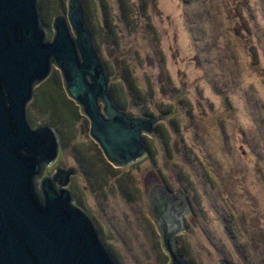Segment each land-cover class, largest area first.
I'll return each mask as SVG.
<instances>
[{"label": "rangeland", "instance_id": "1", "mask_svg": "<svg viewBox=\"0 0 264 264\" xmlns=\"http://www.w3.org/2000/svg\"><path fill=\"white\" fill-rule=\"evenodd\" d=\"M78 1L115 105L161 120L142 159L114 168L79 108L57 107L58 90L66 95L54 67L26 107L31 127L57 137L44 175L78 168L67 190L116 264L168 263L145 200L153 180L187 201L176 236L185 264H264V0ZM39 8L51 39L66 1Z\"/></svg>", "mask_w": 264, "mask_h": 264}, {"label": "water", "instance_id": "2", "mask_svg": "<svg viewBox=\"0 0 264 264\" xmlns=\"http://www.w3.org/2000/svg\"><path fill=\"white\" fill-rule=\"evenodd\" d=\"M65 1L48 39L39 0H0V264H116L67 190L78 168L44 175L57 158V137L49 126L31 127L26 107L34 88L53 79L50 70L59 71L88 136L114 168L142 159L143 136L156 133L161 120L115 105L79 1ZM145 200L167 264H185L176 241L190 215L183 192L146 181Z\"/></svg>", "mask_w": 264, "mask_h": 264}, {"label": "trees", "instance_id": "3", "mask_svg": "<svg viewBox=\"0 0 264 264\" xmlns=\"http://www.w3.org/2000/svg\"><path fill=\"white\" fill-rule=\"evenodd\" d=\"M110 77L113 78V76L110 74ZM110 80V79H109ZM48 87H52L51 83H46L45 85H43L41 87V89H39L37 92H36V100L38 101V104L39 102H41V98L44 96L43 93H45L46 91L48 92ZM57 93V92H56ZM111 93L113 95V97L115 98V100L117 99V96H116V89H115V86H111ZM54 98L56 99L55 103H57V107H62L63 104H67L68 107L69 106H72V101L69 100L67 97L65 96H62L61 95V91L58 90V93L54 96ZM59 105V106H58ZM74 107V106H73ZM51 109L52 111H54L55 109V106L52 105L51 106ZM75 109V108H74ZM68 116V115H67Z\"/></svg>", "mask_w": 264, "mask_h": 264}, {"label": "flooded vegetation", "instance_id": "4", "mask_svg": "<svg viewBox=\"0 0 264 264\" xmlns=\"http://www.w3.org/2000/svg\"><path fill=\"white\" fill-rule=\"evenodd\" d=\"M51 174V173H50ZM49 175V174H48Z\"/></svg>", "mask_w": 264, "mask_h": 264}]
</instances>
